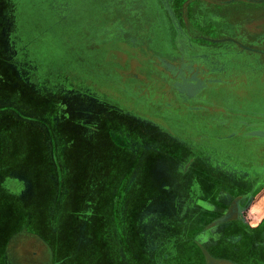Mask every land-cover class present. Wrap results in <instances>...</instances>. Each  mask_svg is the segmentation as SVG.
Segmentation results:
<instances>
[{"label": "rangeland", "instance_id": "1", "mask_svg": "<svg viewBox=\"0 0 264 264\" xmlns=\"http://www.w3.org/2000/svg\"><path fill=\"white\" fill-rule=\"evenodd\" d=\"M116 1L119 0H73L72 2L70 0H0V86L4 93L11 94L16 100L14 103L18 105L19 113L23 112L22 114L27 117L25 121L49 125L56 155L60 153L65 141H68L64 130L67 129L69 132L70 129L76 128L78 132L76 131V135L72 137L78 140L79 149L76 146L71 153L78 152V163L84 170L93 165L94 155L99 161L94 163L92 170L101 172L100 170L113 169L115 176L129 173L131 176L129 184L123 181L120 191L128 186H135L134 178L136 174H141L144 180L143 187L149 199V210L146 209L144 219L151 227L158 225V234L161 235V228L171 221L172 209L176 205V195L170 193L172 188L175 189L176 176L186 183V173L197 161H208L215 167L228 169H238L241 165L242 169L257 171L264 169V158L254 162L249 160V155L246 156L248 152L264 156V129H253L248 134L259 139L256 146L244 147L241 152L235 153L234 149L224 150L221 147L223 140H227V144H230L233 137L224 136L232 135L233 132L225 127L222 129V125H219L220 121L224 120L225 114H230L235 109L264 108V99L247 98L251 94L249 91L251 89L264 93V87L260 88L259 85L247 88L250 85L248 84L251 80L250 75L253 78L257 76L256 74L261 75L259 80L254 79L257 83H261L264 80V72H251V68L247 66L248 76L245 77L239 69L233 68L230 78L234 83L227 85L226 90L231 92L238 88V92L235 93L237 97L223 99L210 97L207 94L202 98L205 102H201L207 103L205 104L209 108L207 111H198L194 107H189L199 103L188 105L175 103L177 99L171 92V76H167L168 80H162L160 74L164 66L159 63L155 55L159 54L157 51L163 49L159 42L161 36L158 35L163 34L162 26L159 24L160 18L157 17L159 13H163V8H170L174 4L168 3V0H165L166 3L146 0L153 20H151L152 24L148 26L146 24L141 31L143 35L141 38L148 48V52H145L140 48H133L119 38L106 40V36L102 34L103 26L107 25L108 18L112 16L110 10L103 8V5ZM121 1H126L131 8L132 6L136 8L133 12L141 14V11L147 10L145 3L139 7L135 3L136 0ZM182 4L187 5V3ZM117 5L121 7V4ZM193 5L202 6L197 2ZM208 6L218 7L211 3ZM65 7L67 11H64ZM75 11H78V16ZM95 11L97 12L90 14L89 17V13ZM236 11L230 9L232 16L226 19V22L231 24L236 33H240L243 27L248 29L249 24L237 26L235 23L240 24L245 20L241 19L244 15L237 14ZM82 13L89 18L86 24L83 21L80 26L83 20ZM59 16L67 17L61 21ZM218 16L221 18V23H224L223 16L220 14ZM165 23L168 25L165 30L170 33V37L171 32L175 30L170 19L166 18ZM12 31L13 34H10L9 32ZM124 31L127 38L133 36L128 28H124ZM197 34L201 35L200 32ZM182 35L183 33H178V37ZM218 36L211 35L208 39L219 42ZM76 38H78L77 43H75ZM184 40L188 41L186 43L189 45L190 53L193 54L197 53L194 47L204 41L189 37ZM237 57L240 60H248L256 56L242 51ZM1 59L15 60L14 63L5 61L2 63ZM166 66L170 68L171 65ZM220 77L229 79L226 75ZM245 82L247 86L243 84ZM209 117L212 118L210 121L216 124H210L211 127L205 125V128L214 127L217 131L205 132L201 130L203 125L200 129H189L188 123L192 122L193 118L208 121ZM152 122L162 127L161 135L150 129L149 123ZM18 124L20 128H24L22 126L26 123L20 120ZM84 130L94 135L92 142H89L90 139L85 136ZM142 130L153 134L151 142L155 146L143 141L139 134ZM20 132L22 135L26 131ZM33 132L35 140L44 139V131L34 128ZM68 132L67 134L74 133ZM208 133L212 136L208 137ZM111 136L122 150H118L116 145H114L115 150H112ZM91 144H96L95 150ZM35 146L42 148L39 143H35ZM150 151H162V153L156 156L155 165L144 168L141 166L139 156L143 157ZM235 155L238 156L237 159ZM58 165V170H69L64 162ZM151 171L154 174L149 178L146 173H152ZM41 181L40 178L36 179V182ZM65 181L59 180L61 190L66 187ZM125 181L127 182V179ZM160 187L163 188L161 193L153 196L155 188ZM119 194L121 193L114 197H122ZM119 202L121 203L122 200L120 199ZM77 214L83 222V225L78 223L82 226V232L88 234L91 229L89 226L91 211L80 210ZM115 229L118 234L125 233L120 225ZM145 234L147 236V232Z\"/></svg>", "mask_w": 264, "mask_h": 264}, {"label": "crops", "instance_id": "2", "mask_svg": "<svg viewBox=\"0 0 264 264\" xmlns=\"http://www.w3.org/2000/svg\"><path fill=\"white\" fill-rule=\"evenodd\" d=\"M82 15L80 26L89 18ZM0 88V264H264V169L250 186L218 184L202 191L203 198L186 210L184 227L170 230L164 243L156 240L152 250L144 233L145 243L137 249L127 233L130 212L141 208L133 201L142 191L146 194L141 174H136L135 186L120 191L123 181L129 184V173L92 170L99 161L94 155L93 165L84 170L78 152L71 153L79 149L72 137L76 128L64 130L68 141L56 155L49 125L25 121L16 100ZM34 128L45 132L44 139L35 140ZM84 132L92 142L94 135ZM110 144L112 150L114 145L122 150L112 138ZM63 162L69 170H58ZM241 173L234 178L248 180ZM60 179L66 180L65 189H60ZM118 193L122 197H114ZM80 210L91 211L88 234L82 232ZM117 225L123 235L116 232Z\"/></svg>", "mask_w": 264, "mask_h": 264}, {"label": "flooded vegetation", "instance_id": "3", "mask_svg": "<svg viewBox=\"0 0 264 264\" xmlns=\"http://www.w3.org/2000/svg\"><path fill=\"white\" fill-rule=\"evenodd\" d=\"M70 1L72 2L73 0ZM153 1L156 3H166L165 0ZM195 2L201 3L202 6L193 5ZM135 3L139 7L141 5L143 6L142 3H145L147 10L141 11V14H139V12H133V10H136V8L133 6L131 8L128 3H126V1L121 0L116 1V3H108L109 5H103V8L110 10L112 16L108 18L109 21H107V25L103 26L102 34L106 36V40L119 38L120 40L126 41L133 48H140L141 50L148 52L146 42L144 39H142L143 35L141 34V31L146 24V26L152 24L151 20L153 19L150 14L151 10L149 9V5L146 0H136ZM168 3H173L174 5L170 8H163V13H159L160 15L157 17L160 18L159 24L162 26L163 34L158 35L161 36V38L159 37V42H161L160 44H162L163 49L160 52L157 51L159 54L155 55L158 57L159 63L164 66V69L160 74L162 80H168L167 76H171V92L174 95V98L177 99L175 100V103H183L187 105L191 103H199L197 105H189V107H194L198 111H207V109H209L205 106L207 103H201L204 100H202V98H205V95L207 94L210 97H219L223 99L226 97H237L235 93L238 92V88L231 92L226 90L227 85L234 83L233 79L230 78V75L233 74V68L236 70L239 69L245 77L248 76L246 71L247 66L251 68V72H264V1L185 0L183 2V0H168ZM182 3H187V5ZM210 3L212 5L216 4L218 7L213 8L208 6ZM117 4H121V7H119ZM230 9H236L237 14L244 15V18L241 17V19L245 21L241 22L240 24H235L237 26L249 24V30L243 27L242 32L236 33L231 24L226 22V19H229L232 16ZM64 11H67L66 7ZM96 12L97 11L93 13ZM200 14H202L203 17H200ZM219 14L223 16L222 18L225 21L224 23H221V18L218 16ZM166 18L171 20L175 30V32H171L170 37V33L165 30L168 28V25L166 24L167 22L165 23ZM219 19L220 21H218ZM61 21L64 20L62 19ZM122 25L124 27H122ZM124 28H128L133 36L127 38L125 36ZM156 32L157 31H155V33ZM199 32L201 35L197 34ZM9 33L11 34V32ZM178 33H183L182 37H178ZM208 33L212 36L219 35L217 37L219 42L210 41L208 36L211 35H207ZM172 34L174 36H172ZM197 35H199V37H197ZM188 37L190 39L198 38L199 40L206 41L198 43L199 46H193L194 49H197L196 54L190 53V48L188 47L189 45L186 43L188 41L184 40L188 39ZM242 51L249 52L251 55H255L256 57H252L251 59L249 58L248 60H240L237 56L239 53H242ZM161 59H164L173 65L172 67L174 69L168 68ZM14 60L15 59H1L2 62L5 61L7 63H14ZM220 75H226V77L229 79H224L223 77H220ZM256 75L257 76H255V78H253L252 75L249 76V79H251L249 81L251 83H248L250 85L247 88H251L252 86L256 85H259L258 87L260 88L264 87V80L261 83L254 81V79L259 80L261 76L258 74ZM246 82L243 84H247ZM177 83H185V85L181 86ZM199 86L202 87L198 90L197 88H199ZM181 89L183 90L181 91ZM249 91L251 94L248 97L246 96L247 98L264 99L263 92H256L253 91V89ZM211 119L212 118L209 117L208 121H203L201 119L196 120L193 118L192 122L188 123L190 126L189 129H200V126L203 125L204 127L201 130H204L205 132L212 130L217 131V128L215 129L214 127L210 129V124H216V122L210 121ZM220 122L219 125H222V129L225 127L228 131L233 132L232 135L227 134L224 136L227 138L233 137V139L230 140V144H227V140H223L221 147L224 150L227 148H230V150L234 149V152L238 153L241 152L244 147L249 146L248 148H252V146H256V144H258L257 141L259 139L252 136L250 137L248 134L253 129H264V108H245L240 110L235 109L232 113L225 114L224 120H221ZM205 125L210 127L205 128ZM149 126L150 129H152L155 133H159L161 135V126L155 122L149 123ZM139 134L142 136L144 142H149L154 145L151 142V139L153 138L152 133L148 134L145 130H142V132ZM211 136L212 134L208 133V137ZM112 140L114 141L113 138ZM250 151L253 152L252 150ZM160 153H162V151H150L143 157L139 156L141 166L145 168L147 166L155 165L157 162L156 156L160 155ZM236 155L239 156V154ZM236 155L234 157L237 159L238 156ZM247 155L250 157L249 160L254 162H258L264 158L262 155H254L253 153L250 154L249 152L246 154V156ZM239 160L241 161V159ZM238 167V169H228L227 167H215L212 164H209L208 161H197L192 166V169L186 173V183L180 181L181 178L176 176L177 181L175 183V189L172 188L170 191V193L173 192L174 195H176V205H174V209H172L171 221L164 224L163 227L161 226V235L160 233L158 234V225H156V227H151L147 224L148 221L146 219L143 221L139 218V215L141 216V214V218L145 216L146 209L149 210L148 196L146 194L144 196V192L142 191L140 197L137 196L135 201H133V205L141 206V208L133 209L129 214L130 225L128 227L127 234L129 235L130 241L133 243L135 248H139L140 242L145 243L144 233L146 232V246H148V250H152L155 247L156 240L159 241L161 239L163 240L162 243H164L167 240L170 230H175V228L178 226L180 228L184 227L183 224L184 217L186 216V210L192 206V203L196 204L201 198H203V195L201 194L202 191H205L206 189L212 190V188H215L218 184L225 186L226 184L235 183V185H237L239 188L240 186L247 187L250 186L248 183H250L251 180L255 181L260 176L261 171L254 169H242V165ZM235 172H238V174L241 172L245 173L246 176L249 177L248 180L247 178L243 179V177L238 179L234 178ZM153 174V172L146 173L149 178H151ZM178 181L180 182L178 183ZM219 181L221 183H218ZM183 187L185 188L183 189ZM162 189L163 188L161 187L155 188L154 192L152 193L153 196L161 193ZM163 192L166 193L164 190ZM64 240L62 241L66 242Z\"/></svg>", "mask_w": 264, "mask_h": 264}, {"label": "water", "instance_id": "4", "mask_svg": "<svg viewBox=\"0 0 264 264\" xmlns=\"http://www.w3.org/2000/svg\"><path fill=\"white\" fill-rule=\"evenodd\" d=\"M162 61H163V63L165 64V65H171L170 63H168L167 61H165L164 59H162ZM173 65H171L170 66V68L172 67ZM185 83H186V81H185ZM185 83H177V84H179V85H181V86H183V85H185ZM202 86H199V88H197L198 90L201 88ZM197 89H196V91H197ZM183 89H181V91H182ZM185 90V89H184ZM192 93V92H191ZM195 93V92H194ZM193 93V94H194ZM191 95V94H190Z\"/></svg>", "mask_w": 264, "mask_h": 264}]
</instances>
